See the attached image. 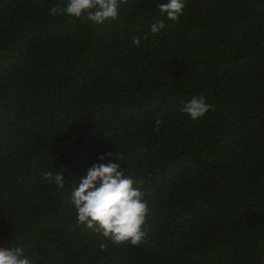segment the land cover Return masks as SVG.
I'll return each instance as SVG.
<instances>
[{
	"label": "trees",
	"instance_id": "trees-1",
	"mask_svg": "<svg viewBox=\"0 0 264 264\" xmlns=\"http://www.w3.org/2000/svg\"><path fill=\"white\" fill-rule=\"evenodd\" d=\"M165 2L127 0L96 25L50 15L67 0H0V248L35 264H261L264 0H185L175 21ZM196 96L212 107L193 120L180 109ZM109 162L148 203L139 247L102 250L77 224L73 187Z\"/></svg>",
	"mask_w": 264,
	"mask_h": 264
},
{
	"label": "clouds",
	"instance_id": "clouds-1",
	"mask_svg": "<svg viewBox=\"0 0 264 264\" xmlns=\"http://www.w3.org/2000/svg\"><path fill=\"white\" fill-rule=\"evenodd\" d=\"M127 0H67L63 7L55 6L49 10L52 16L81 18L82 15L92 24L100 25L118 19L119 9ZM185 7V0H167L158 5L159 12L169 20H177ZM165 27L163 20L151 26V33L157 34ZM133 43L139 45V39ZM203 96L193 97L185 103L180 111L196 120L211 109ZM162 121L157 120V129ZM108 152L98 156V160L111 157ZM115 159L121 160L119 154ZM41 179L59 189L65 186L62 171L55 174L51 171L41 173ZM144 193L134 187L131 177L125 176L117 163L93 164L84 177L73 187L71 204L76 213L78 225H83L102 238L100 248L106 249L109 244L119 246L127 244L139 247L145 242L147 231L143 226L150 211L143 199ZM38 258L26 254L22 244L11 248H0V264H35ZM261 264H264L262 259Z\"/></svg>",
	"mask_w": 264,
	"mask_h": 264
}]
</instances>
